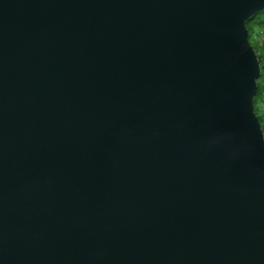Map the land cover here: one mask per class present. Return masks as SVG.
Wrapping results in <instances>:
<instances>
[{"label":"water","instance_id":"obj_1","mask_svg":"<svg viewBox=\"0 0 264 264\" xmlns=\"http://www.w3.org/2000/svg\"><path fill=\"white\" fill-rule=\"evenodd\" d=\"M264 0H0V264H264Z\"/></svg>","mask_w":264,"mask_h":264},{"label":"trees","instance_id":"obj_2","mask_svg":"<svg viewBox=\"0 0 264 264\" xmlns=\"http://www.w3.org/2000/svg\"><path fill=\"white\" fill-rule=\"evenodd\" d=\"M255 15H257V13ZM255 15L248 18L244 22V26L247 31L248 43L250 44L251 48L255 51L260 68L259 76L256 80V92L252 100V104H253L254 114L257 117V120L259 122L264 137V116L263 115L260 116L259 113H257L259 111L262 112V109L264 108V102L262 101V98L264 96V38L260 39L259 38L260 36L257 33L260 30L264 31V19L259 18L258 20L254 21L256 18ZM254 34H256V37L258 36L257 39L253 37ZM258 103H259V107H258Z\"/></svg>","mask_w":264,"mask_h":264},{"label":"rangeland","instance_id":"obj_3","mask_svg":"<svg viewBox=\"0 0 264 264\" xmlns=\"http://www.w3.org/2000/svg\"><path fill=\"white\" fill-rule=\"evenodd\" d=\"M255 16H256V18H255L254 21L258 20L259 18L264 19V10H262V12H260V13H257V15H255ZM255 16H254V17H255ZM258 107H259V103H258ZM258 111H259V110H258ZM257 113H259L260 116L263 115L261 111H259V112H257ZM262 117H263V116H262Z\"/></svg>","mask_w":264,"mask_h":264},{"label":"built area","instance_id":"obj_4","mask_svg":"<svg viewBox=\"0 0 264 264\" xmlns=\"http://www.w3.org/2000/svg\"><path fill=\"white\" fill-rule=\"evenodd\" d=\"M257 33L259 34V36H260L259 38H260V39L264 38V31H263V30L258 31ZM253 37H254L255 39L258 38V36L256 37V34H254ZM262 101L264 102V96H263V98H262ZM262 114H263V116H264V108L262 109Z\"/></svg>","mask_w":264,"mask_h":264}]
</instances>
